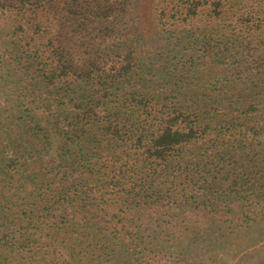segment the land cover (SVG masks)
Listing matches in <instances>:
<instances>
[{
    "label": "trees",
    "instance_id": "trees-1",
    "mask_svg": "<svg viewBox=\"0 0 264 264\" xmlns=\"http://www.w3.org/2000/svg\"><path fill=\"white\" fill-rule=\"evenodd\" d=\"M256 225L264 0H0V264H189Z\"/></svg>",
    "mask_w": 264,
    "mask_h": 264
},
{
    "label": "rangeland",
    "instance_id": "rangeland-1",
    "mask_svg": "<svg viewBox=\"0 0 264 264\" xmlns=\"http://www.w3.org/2000/svg\"><path fill=\"white\" fill-rule=\"evenodd\" d=\"M196 213L197 211L187 213L181 209L171 215L174 223L169 224L174 225L175 236L183 239L177 241L170 239L171 243L176 245V243L184 242V239L191 240L196 238V243L200 246L201 237L214 230L215 225L212 224V220L201 216L193 218ZM164 227H168V225L166 224ZM228 234L230 239L228 241V238L224 239L227 241L226 250L221 248L214 249V247L208 246V242H204L201 246L206 247V249L202 251V258H200L198 253L194 252L190 255L191 263L189 264H264V230L262 227L260 228L259 225H256L253 229H249L246 226L241 228L233 227ZM177 249L181 248L178 247ZM207 252L208 255L204 256V253Z\"/></svg>",
    "mask_w": 264,
    "mask_h": 264
}]
</instances>
